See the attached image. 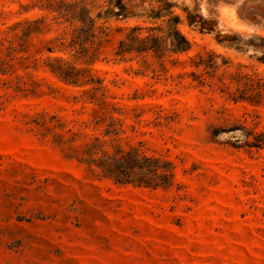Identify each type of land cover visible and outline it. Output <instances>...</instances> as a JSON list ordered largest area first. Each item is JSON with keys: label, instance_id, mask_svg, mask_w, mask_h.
I'll return each mask as SVG.
<instances>
[{"label": "rangeland", "instance_id": "1", "mask_svg": "<svg viewBox=\"0 0 264 264\" xmlns=\"http://www.w3.org/2000/svg\"><path fill=\"white\" fill-rule=\"evenodd\" d=\"M118 3L0 0V264H264V0ZM175 16L187 51L116 55ZM95 136L171 184L102 176Z\"/></svg>", "mask_w": 264, "mask_h": 264}, {"label": "trees", "instance_id": "2", "mask_svg": "<svg viewBox=\"0 0 264 264\" xmlns=\"http://www.w3.org/2000/svg\"><path fill=\"white\" fill-rule=\"evenodd\" d=\"M122 8L119 0L118 10L115 14H121ZM159 13L160 11L158 10L157 16H160L158 15ZM178 22L179 18L175 16L171 23H167L168 32L164 38L154 36L151 33L139 36L137 31L141 28L137 26L131 27L126 37L119 41L116 55L123 56L130 52L143 53L151 50L157 56H161L164 53V43L167 39L170 41L172 51H187L190 48V42L177 29L176 25ZM191 23L192 20L188 19V24ZM152 29L154 28H148V31ZM51 70L56 72L53 67H51ZM93 90H103V88L93 87ZM113 109H116V107L113 106ZM108 119L102 132V137L108 136L109 142H113L114 136L118 133V130L114 128L116 120L112 116H109ZM106 141L95 136L85 150L87 165L96 167L102 176L111 178L115 183L152 188H166L171 184L174 168L171 161L154 156L139 155L137 149L134 148L125 151L119 146H114L109 151L104 147Z\"/></svg>", "mask_w": 264, "mask_h": 264}]
</instances>
